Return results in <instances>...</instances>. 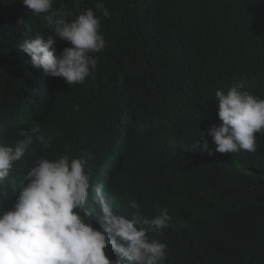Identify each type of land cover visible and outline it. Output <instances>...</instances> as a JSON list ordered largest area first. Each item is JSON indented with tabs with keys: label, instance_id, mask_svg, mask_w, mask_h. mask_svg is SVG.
<instances>
[{
	"label": "trees",
	"instance_id": "16d2710c",
	"mask_svg": "<svg viewBox=\"0 0 264 264\" xmlns=\"http://www.w3.org/2000/svg\"><path fill=\"white\" fill-rule=\"evenodd\" d=\"M88 9L106 47L91 53L98 63L85 81L33 68L19 44L52 37L61 52L71 45L47 16L71 21ZM236 85L264 99V0H53L39 15L0 0V143L33 125L45 137L0 181L3 209L41 157H84L94 181L117 174L118 214L167 209L164 230L176 236L164 264H264V131L255 152L219 153L203 137L215 92Z\"/></svg>",
	"mask_w": 264,
	"mask_h": 264
},
{
	"label": "clouds",
	"instance_id": "9594fccd",
	"mask_svg": "<svg viewBox=\"0 0 264 264\" xmlns=\"http://www.w3.org/2000/svg\"><path fill=\"white\" fill-rule=\"evenodd\" d=\"M22 3L39 15L49 12L53 0ZM96 7L105 17L109 15L103 3ZM47 21L70 47L57 53L54 38L37 35L23 40L18 49L27 54L33 68L63 78L69 85L83 83L97 67L91 53L106 47L99 17L88 9L71 21L57 14L48 15ZM242 87L215 92L218 113L203 137L211 136L216 152L256 151V134L264 131V99ZM19 137L14 144L0 143V181L34 140L45 142L39 125L21 130ZM86 163L84 157L68 154L41 157L24 176L11 210L3 209L6 197L0 191V264H164L171 252L168 243L176 236L164 230L171 219L167 209L153 218L139 212L131 218L118 214L111 203L117 191L112 178L117 174L102 172L94 181ZM131 207L138 205L132 201Z\"/></svg>",
	"mask_w": 264,
	"mask_h": 264
}]
</instances>
